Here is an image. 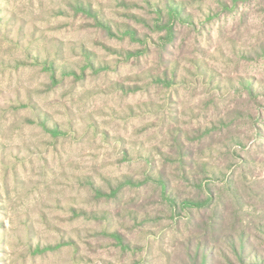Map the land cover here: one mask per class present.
I'll list each match as a JSON object with an SVG mask.
<instances>
[{"label": "rangeland", "instance_id": "1", "mask_svg": "<svg viewBox=\"0 0 264 264\" xmlns=\"http://www.w3.org/2000/svg\"><path fill=\"white\" fill-rule=\"evenodd\" d=\"M260 223L264 0H0V264H264Z\"/></svg>", "mask_w": 264, "mask_h": 264}, {"label": "trees", "instance_id": "2", "mask_svg": "<svg viewBox=\"0 0 264 264\" xmlns=\"http://www.w3.org/2000/svg\"><path fill=\"white\" fill-rule=\"evenodd\" d=\"M170 11L171 12H169L168 16L171 19L175 18L174 15L179 16V14L182 13L181 11L174 9H171ZM159 15H161V10L159 11ZM257 229L264 232V223H260L259 226H257ZM228 238L229 240L227 241V244L235 262L237 264H254L252 259V256L254 257V255L250 254L249 251L250 246L248 235L244 231H239L235 235H228ZM194 248V251L191 249L189 250V255L192 257L195 264H211L206 261L207 255L211 254V247L207 244L197 243Z\"/></svg>", "mask_w": 264, "mask_h": 264}]
</instances>
